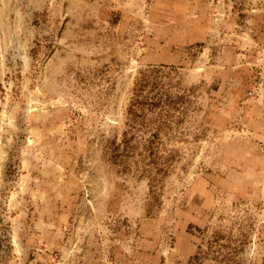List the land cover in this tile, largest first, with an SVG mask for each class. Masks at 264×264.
I'll list each match as a JSON object with an SVG mask.
<instances>
[{
  "label": "rangeland",
  "instance_id": "rangeland-1",
  "mask_svg": "<svg viewBox=\"0 0 264 264\" xmlns=\"http://www.w3.org/2000/svg\"><path fill=\"white\" fill-rule=\"evenodd\" d=\"M0 264H264V0H0Z\"/></svg>",
  "mask_w": 264,
  "mask_h": 264
},
{
  "label": "crops",
  "instance_id": "crops-1",
  "mask_svg": "<svg viewBox=\"0 0 264 264\" xmlns=\"http://www.w3.org/2000/svg\"><path fill=\"white\" fill-rule=\"evenodd\" d=\"M222 1V0H219V2Z\"/></svg>",
  "mask_w": 264,
  "mask_h": 264
}]
</instances>
